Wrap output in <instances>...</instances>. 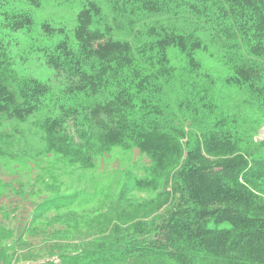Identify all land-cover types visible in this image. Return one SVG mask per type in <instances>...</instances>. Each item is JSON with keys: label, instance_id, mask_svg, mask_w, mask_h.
<instances>
[{"label": "trees", "instance_id": "trees-1", "mask_svg": "<svg viewBox=\"0 0 264 264\" xmlns=\"http://www.w3.org/2000/svg\"><path fill=\"white\" fill-rule=\"evenodd\" d=\"M219 1L231 12L225 16L236 34L252 40L253 60L234 63L230 82L249 86L264 103V0ZM99 13L88 1L71 39L65 36L45 55L63 99L46 83L18 76L0 41V117L24 123L35 116L44 152L81 169L93 168L96 156L115 147L135 148L152 163L147 179L133 180L135 190L156 193L150 202L129 211L124 201L98 214L86 211L87 219L76 223L62 221L59 264H264V157L245 155L220 125L191 141L138 106L139 96L167 76L168 49L188 53L192 63L201 44L162 30L137 50L93 28ZM12 18L7 22L14 31L32 24L27 14ZM143 59L147 67L139 65ZM65 200L50 199L43 213L58 212ZM68 229L79 231V243ZM9 250L0 249V262Z\"/></svg>", "mask_w": 264, "mask_h": 264}, {"label": "rangeland", "instance_id": "rangeland-1", "mask_svg": "<svg viewBox=\"0 0 264 264\" xmlns=\"http://www.w3.org/2000/svg\"><path fill=\"white\" fill-rule=\"evenodd\" d=\"M37 1L36 6L27 0H0V41L18 76L46 83L54 96L62 98L60 82L47 66L45 55L65 36L71 39L78 12L94 1L100 13L94 16L92 27L111 31L114 39L129 41L135 49L150 45L155 33L162 30L183 35L189 42L197 40L202 46L192 53V63L188 53L175 48L166 51L167 76L138 98L142 100L138 106L148 109L151 118L162 127L183 131L191 141L220 125L245 155L264 157V103L249 86L230 82L234 63L253 60L249 52L252 40L236 34L225 16L231 12L219 0ZM19 13L29 15L32 24L14 31L7 19ZM43 24L55 32L46 35ZM139 65H145L144 59ZM0 153V249H10L0 264L46 259L47 264H57L62 241L57 235L68 221L85 220L86 211L103 212L124 201L132 211L157 196L133 186L135 177L147 179L152 165L137 149L115 147L96 156L93 168L81 169L44 152L35 116L24 123L0 117ZM50 199H64L63 208L44 214ZM78 232L68 229L74 243L81 238H75Z\"/></svg>", "mask_w": 264, "mask_h": 264}, {"label": "built area", "instance_id": "built-area-1", "mask_svg": "<svg viewBox=\"0 0 264 264\" xmlns=\"http://www.w3.org/2000/svg\"><path fill=\"white\" fill-rule=\"evenodd\" d=\"M15 264H39L38 262H34V263H15Z\"/></svg>", "mask_w": 264, "mask_h": 264}]
</instances>
